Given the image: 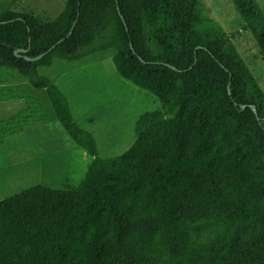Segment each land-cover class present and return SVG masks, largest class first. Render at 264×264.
I'll list each match as a JSON object with an SVG mask.
<instances>
[{"label": "trees", "instance_id": "16d2710c", "mask_svg": "<svg viewBox=\"0 0 264 264\" xmlns=\"http://www.w3.org/2000/svg\"><path fill=\"white\" fill-rule=\"evenodd\" d=\"M230 1L264 59V9ZM18 3L0 0V68L44 89L92 160L75 187L0 200V264H264V91L203 2L64 0L54 18ZM105 51L160 109L102 158L37 68Z\"/></svg>", "mask_w": 264, "mask_h": 264}, {"label": "rangeland", "instance_id": "374dc122", "mask_svg": "<svg viewBox=\"0 0 264 264\" xmlns=\"http://www.w3.org/2000/svg\"><path fill=\"white\" fill-rule=\"evenodd\" d=\"M63 1L18 0V5L54 18ZM201 1L229 34L264 91V59L232 2ZM257 1L264 9V0ZM111 54L105 51L75 60L54 58L50 66L37 68L67 96L74 120L93 134L102 158L124 152L135 138L137 118L160 109L153 94L117 73ZM91 160L57 121L46 91L33 88L14 69L0 68V200L38 183L75 187Z\"/></svg>", "mask_w": 264, "mask_h": 264}, {"label": "crops", "instance_id": "0c3cea01", "mask_svg": "<svg viewBox=\"0 0 264 264\" xmlns=\"http://www.w3.org/2000/svg\"><path fill=\"white\" fill-rule=\"evenodd\" d=\"M46 122V121H45Z\"/></svg>", "mask_w": 264, "mask_h": 264}]
</instances>
